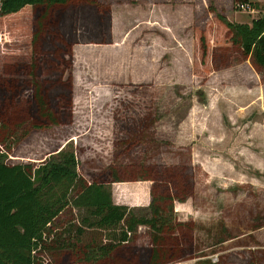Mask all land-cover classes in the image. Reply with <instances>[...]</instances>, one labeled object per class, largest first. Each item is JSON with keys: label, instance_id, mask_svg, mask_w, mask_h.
I'll return each mask as SVG.
<instances>
[{"label": "rangeland", "instance_id": "1", "mask_svg": "<svg viewBox=\"0 0 264 264\" xmlns=\"http://www.w3.org/2000/svg\"><path fill=\"white\" fill-rule=\"evenodd\" d=\"M100 1L109 3L111 41L72 44L71 64L63 72L72 82L69 120L23 123L11 157L36 161L67 143L87 179L108 165L148 173L175 186L181 197L171 200L173 215L195 221L202 243L210 240L207 227L219 231L222 225L236 233L212 246L216 251L208 256L214 260L224 253L227 264H242L243 252L264 246V226L249 235L244 231L249 213L264 217V68L227 42V30L214 22L207 5L229 20L249 22L264 15V0H254L259 9L233 7L231 0ZM208 20V67L196 72L194 28H205ZM6 36L0 31V40ZM30 89L12 100L19 121L32 119ZM151 184V179L109 182L112 201L147 215ZM81 215L86 211L75 214L83 228L79 242H107L117 235L119 225L88 226ZM146 230L137 226L128 247L144 251ZM51 264L72 260L62 254ZM165 264H194V258Z\"/></svg>", "mask_w": 264, "mask_h": 264}, {"label": "trees", "instance_id": "2", "mask_svg": "<svg viewBox=\"0 0 264 264\" xmlns=\"http://www.w3.org/2000/svg\"><path fill=\"white\" fill-rule=\"evenodd\" d=\"M231 2L233 7L237 3L262 7L254 0ZM207 11L227 30V42L263 69L264 15L239 22L226 18L211 3ZM110 18L109 3L100 0H0V31L7 35L0 40V264H51L62 254L72 264H165L186 256L194 258V264H227L224 253H217L214 260L208 254L216 251L212 246L236 233L222 225L219 231L207 227L204 231L210 240L202 243L195 221L173 215L171 200L181 197L175 186L148 173L134 175L139 171L131 173L121 165H108L87 179L78 172L74 150L67 143L36 161L10 155H16L11 144L23 123L44 126L62 116L69 120L72 82L63 72L71 64V46L111 41ZM209 21L203 29L194 28L196 72L208 67ZM94 30L97 35H90ZM28 86L32 119L19 121L14 117L19 113L17 103L12 100ZM136 128L140 133L142 124ZM144 179L152 180L149 214H134L112 201L109 182ZM81 211L86 215L80 221L88 226L119 225L117 235L111 234L113 238L107 242H79L83 228L76 223L75 214ZM249 215L246 235L264 226L262 215ZM139 225L147 229L149 244L144 251L127 244L136 239ZM204 246L211 248L206 251L201 249ZM240 260L242 264H264V246L243 252Z\"/></svg>", "mask_w": 264, "mask_h": 264}, {"label": "built area", "instance_id": "3", "mask_svg": "<svg viewBox=\"0 0 264 264\" xmlns=\"http://www.w3.org/2000/svg\"><path fill=\"white\" fill-rule=\"evenodd\" d=\"M235 6H237L238 8L244 9V7H248L247 3H237Z\"/></svg>", "mask_w": 264, "mask_h": 264}, {"label": "crops", "instance_id": "4", "mask_svg": "<svg viewBox=\"0 0 264 264\" xmlns=\"http://www.w3.org/2000/svg\"><path fill=\"white\" fill-rule=\"evenodd\" d=\"M61 147V146H60ZM112 182H115V181H112ZM111 198H112V195H111ZM114 203H117V202H115V201H113Z\"/></svg>", "mask_w": 264, "mask_h": 264}]
</instances>
